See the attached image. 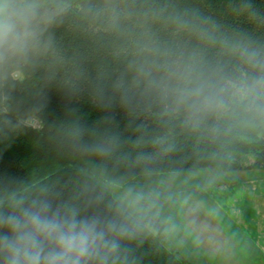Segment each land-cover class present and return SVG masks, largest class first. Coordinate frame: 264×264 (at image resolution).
Segmentation results:
<instances>
[{
    "label": "trees",
    "instance_id": "1",
    "mask_svg": "<svg viewBox=\"0 0 264 264\" xmlns=\"http://www.w3.org/2000/svg\"><path fill=\"white\" fill-rule=\"evenodd\" d=\"M101 3L45 0L56 13L42 37L46 50L25 67L0 72V196L47 187L62 201L111 215L114 197L99 178L264 169V121L227 114L189 128L140 98L125 103L115 89L130 83L131 41L145 27L171 42L178 38L164 18L196 10L222 32L264 42V0H252L254 20L241 13L244 0H120L129 15L121 35L96 18ZM93 145L105 152L88 150ZM244 154L252 156L247 165ZM163 230L139 213L112 264H190L166 245Z\"/></svg>",
    "mask_w": 264,
    "mask_h": 264
},
{
    "label": "clouds",
    "instance_id": "2",
    "mask_svg": "<svg viewBox=\"0 0 264 264\" xmlns=\"http://www.w3.org/2000/svg\"><path fill=\"white\" fill-rule=\"evenodd\" d=\"M240 11L257 16L252 0ZM55 15L45 0H0V72L25 67L46 50L42 37ZM96 18L121 35L129 15L120 0H102ZM164 22L178 39L161 42L145 27L131 41L130 83L115 86L125 103L140 98L189 128L227 114L264 121V42L222 32L196 10L175 11ZM88 150L105 152L103 145ZM109 187L111 215L62 201L47 187L0 196V264H112L151 196Z\"/></svg>",
    "mask_w": 264,
    "mask_h": 264
},
{
    "label": "rangeland",
    "instance_id": "3",
    "mask_svg": "<svg viewBox=\"0 0 264 264\" xmlns=\"http://www.w3.org/2000/svg\"><path fill=\"white\" fill-rule=\"evenodd\" d=\"M16 76L21 74L17 72ZM31 122L29 120L28 124ZM241 161L247 165L252 156L244 154ZM99 180L114 198L109 187L113 182L121 191L135 187L149 193L151 198L140 213L146 214L150 222L163 225L166 245L190 264H264V250L248 249L251 246L236 248L235 243L240 241H230L235 245L233 247L228 239H218L223 238L219 232H227L242 241L245 229V235H249L247 242L251 243L252 231L257 232L258 237L264 234L259 214L256 213L255 217L250 203L245 205L243 198L250 193L246 191L248 185H257V195L264 191V169L225 172L216 167H205L131 179L114 176ZM230 186H236L235 193L228 190ZM231 219L239 221V229Z\"/></svg>",
    "mask_w": 264,
    "mask_h": 264
},
{
    "label": "crops",
    "instance_id": "4",
    "mask_svg": "<svg viewBox=\"0 0 264 264\" xmlns=\"http://www.w3.org/2000/svg\"><path fill=\"white\" fill-rule=\"evenodd\" d=\"M236 186H230L231 189H228L229 191H231L232 193H235V188ZM256 187L257 185L256 184H253V185H248V188L246 189V191H249L250 193L246 194V196H244L243 198L245 199L246 203H244L245 205H248L250 203V206L253 208L254 210V216L256 217V213L259 214V218H260V224H262V227H264V222H262V219H264V191H262L260 194H256ZM244 201V202H245ZM234 212H237V209L233 210ZM261 215V217H260ZM252 220H255V222L257 221L256 218H252ZM251 220V221H252ZM231 223L233 224H237L238 225V229L240 228L239 226V221L238 220H234V219H231L230 220ZM249 224V222H248ZM219 233H222V234H219L221 237L223 238H218L219 240H222V241H225L228 239V243L230 241H237L239 243H235L236 245V248H241L240 246H242L243 249H246L248 248V246H251L250 248L248 249H256V250H264V234H262L261 236H257V232H254L252 231L251 232V243H248V236L249 235H245L246 233V230L243 229V240L241 241L240 238H237L234 234H231L230 236V233H225V232H219ZM227 234V235H226ZM249 234V233H248ZM245 236V237H244ZM231 244V243H229ZM250 244V245H249ZM232 245V244H231ZM235 245H232L233 247ZM237 250V249H236Z\"/></svg>",
    "mask_w": 264,
    "mask_h": 264
},
{
    "label": "built area",
    "instance_id": "5",
    "mask_svg": "<svg viewBox=\"0 0 264 264\" xmlns=\"http://www.w3.org/2000/svg\"><path fill=\"white\" fill-rule=\"evenodd\" d=\"M33 127H38V122L36 120H32L31 124Z\"/></svg>",
    "mask_w": 264,
    "mask_h": 264
}]
</instances>
